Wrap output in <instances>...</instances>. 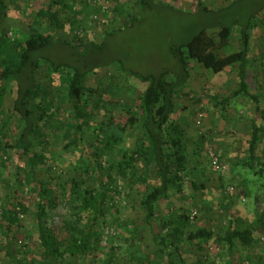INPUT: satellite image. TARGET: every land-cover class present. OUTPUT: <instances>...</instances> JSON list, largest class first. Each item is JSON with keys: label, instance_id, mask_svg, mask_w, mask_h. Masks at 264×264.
<instances>
[{"label": "rangeland", "instance_id": "rangeland-1", "mask_svg": "<svg viewBox=\"0 0 264 264\" xmlns=\"http://www.w3.org/2000/svg\"><path fill=\"white\" fill-rule=\"evenodd\" d=\"M63 1L71 5V9L59 6L56 11L57 23H52L49 16L39 14L40 11L47 10L53 0L0 1V49L4 47L2 36L12 41L16 36L15 30H18L19 38L27 34L29 26L22 22L21 17H37L40 25L50 28L57 39L77 43L95 41L102 45L99 50L82 48L84 55L88 50L91 51L86 56H78L83 66H99L88 74L86 80L88 92L85 98L92 118L79 144L63 148L70 142L72 131L69 132L66 127L54 128L53 124L57 122L55 119L44 122L43 135L34 138V149L45 150L48 154V166L51 168H39L36 171L37 179L31 184L25 179L16 181L15 165L21 161L18 151L11 149L10 159H7L8 154H4L8 163L6 168H2V173L9 180V185L8 182L0 183V212L5 204L12 208L18 194L21 197L20 203L26 205L28 211L20 215V225H12L9 236H0V264L13 263L8 254L9 249L15 251L18 258L29 257V253L39 256L43 251L36 220L41 200L38 193L40 182L45 184L50 195L56 189L59 191L58 205L49 208L47 222L65 244L71 242L70 233L73 230L77 229L75 234L79 236L78 230L87 224V214H82L78 222H71L76 220L77 209L68 201L67 192L75 165L80 161L83 165L89 164L98 169V176L93 175V172L88 174V178L92 175L97 177L91 178L88 186L99 191L108 182L106 172L99 168V162L104 169L116 160L107 152L102 157L97 154L96 140L106 108L100 106L98 95L89 89H100L102 97L106 99L112 96L114 102L107 109L118 111L121 118L128 117L133 109L135 88H140V85L128 73L123 72L122 67L141 76L158 75L163 70L178 68L179 62L172 47L181 44L204 25L201 14H194L198 0H154L153 7L147 8L145 12H142L137 0ZM203 1L207 5L221 7L232 0ZM245 3L248 7L252 5L251 0ZM133 16L137 19L130 23ZM18 23L20 26H15ZM259 33L264 37V31ZM239 44L235 40L225 51L238 49ZM45 53L57 62L72 65L77 62L75 57L60 46L48 49ZM248 55L255 60L254 68L257 73H262L257 79V87L264 107V40L261 44L250 41ZM237 68L234 66L215 74L191 61V79L175 99L176 112L172 117L183 119L187 124L185 136L189 144V169L185 182L193 179L197 184L204 185L205 189H193L186 184L181 193L161 199L156 205L155 216L148 221L147 211L141 200L155 187L153 178L140 180L135 176L131 177V174L122 176L115 167L110 183L116 191L112 192L113 197L108 200L107 206L111 208V204L116 203V207L105 214H98L96 227L102 230V234L96 241V251L81 257L65 255L62 260L51 259L52 264H128L133 254L138 257L148 256L149 262L146 264H183L182 260L187 264H264V190L261 186L262 177L257 173L264 168V134L256 149L258 160L252 165L245 164L250 155L249 142L255 105L245 94L231 98L225 114L219 104L221 99L236 90L239 83ZM48 69L44 63L40 74L45 80L44 85H49L56 91L59 74H52ZM8 85L5 110L11 107L13 100L12 87ZM68 107L67 103H63L59 108L55 106L52 112L57 110L56 117L65 123H71L74 118ZM14 132L9 131L7 138L2 140L14 143ZM200 134L205 135V143L196 148L191 142ZM137 136L139 132H134L131 137L127 135L128 144L134 143ZM211 152L220 158L224 168L215 167ZM136 167L140 172L144 170L140 162ZM229 185L235 186L237 193L227 194ZM242 195L244 199L241 198ZM44 201L47 202V195ZM183 212H187L189 220L184 241L180 251H177L173 246L165 247L160 239L168 231L162 226L170 219H177ZM1 217L2 213L0 223ZM231 221L237 226H251L255 229L258 240L252 250L240 244L230 250L226 242L215 241L216 236L223 234ZM202 227L213 233L205 250L200 249L197 241L187 239L190 231ZM112 247L115 248L113 253ZM110 258L112 262H108Z\"/></svg>", "mask_w": 264, "mask_h": 264}, {"label": "trees", "instance_id": "trees-1", "mask_svg": "<svg viewBox=\"0 0 264 264\" xmlns=\"http://www.w3.org/2000/svg\"><path fill=\"white\" fill-rule=\"evenodd\" d=\"M137 1L142 12L154 5V0ZM245 1L247 0H233L227 6L216 7L207 5L203 0H198L194 14H201V21L204 25L194 35L183 40L181 44L172 47V52L179 62L178 68L163 70L158 75L141 76L122 67V71L137 80L140 85V88H135L133 109L128 117L121 118L118 111L107 109L108 105L114 102L112 96L106 99L102 97L100 89H89L98 95L100 106L106 108L104 118L100 123V134L96 140V146L99 157L107 152L116 158L108 168L104 169L99 162V168L106 172L108 182L102 185L99 191L91 185L88 186L91 178H97L93 175L98 176L100 172L89 164L83 165L77 161L74 174L68 183L67 192L68 201L77 209L76 220L71 222H78L82 214H87L88 219L83 229L78 230L79 236L75 234L77 229L70 233L71 242L69 244H65V241L54 233L53 228L47 222L49 208L58 205L59 191L56 189L54 194L50 195L45 184L40 182L38 193L41 200L36 212V220L43 251L39 256L29 253V257L18 258L15 251L9 249L8 254L13 261L12 264H52L51 259L62 260L65 255L81 257L95 252L98 246L96 241L102 234V230L96 227L98 214H105L106 211L116 207V203H112L111 208L107 206L108 200L113 197L112 192L116 191L110 183L113 179L112 170L115 167L122 176L131 174V177L135 176L140 180L153 178L155 187L141 200V204L147 211L148 221L155 216L156 205L161 199L181 193L186 184L193 189H205L204 185L197 184L193 179L185 182L189 169V144L185 136L187 124L183 122V119L172 117L176 112L175 99L179 97L183 92V87L191 79V61L201 64L215 74L234 66L238 67V88L230 96L221 99L219 104L222 105L223 114H225L231 98L245 94L253 101L255 107L249 142L250 155L245 164L252 165L258 160L256 149L264 134V107L262 95L254 83L257 76L255 63L249 58L248 51L254 27L264 25V0H251L252 5L249 7ZM59 6L71 9V5L66 1L53 0L50 7L44 12L40 11L39 14L49 16L52 23H57L56 11ZM21 19L29 26L27 34L19 38L18 30H15L16 36L12 41L2 36L1 41L4 42V47L0 49V183L8 182V185L9 180L3 175L2 168H6L7 159L11 158L9 155L11 149L18 151L21 161L26 158L23 164L20 161L15 165L17 182L25 179L31 184L37 179L36 171L39 168H51L48 166V154L45 150L36 151L34 149L36 145L34 138L43 135L45 123L49 120L57 121L53 124L54 128L66 127L69 132L72 131L70 142L63 148L68 149L70 146L79 144L92 118L85 98L88 92L86 80L88 74L98 69L99 66H83L78 56H86L92 49L102 48V45L95 41L77 43L67 39H57L50 28H43L40 25L37 17L34 19L21 17ZM136 19L135 16L131 17L130 23ZM128 22L129 20L127 24ZM210 28L212 29L209 30ZM234 33L238 36L240 48L227 52L225 48L237 40ZM56 46H60L66 53L75 57L76 64L57 62L46 55L45 52L48 49ZM82 48L91 50L84 55L81 52ZM44 63L52 74H59V85L56 91L52 90L49 85H44L45 80L40 74ZM8 84L12 87L13 100L11 107L5 110L4 106L9 93ZM63 103L68 104L69 111L74 118L71 123H65L56 117L57 110L52 112L55 106L59 108ZM13 130L15 131V142L3 141L2 138L6 139L8 132ZM134 132H139V136L135 138L134 143L129 145L128 137H131ZM191 143L196 148L201 147L205 143V135L200 134ZM5 153L9 155L7 159L4 158ZM138 162L142 163L144 168L141 172L136 167ZM90 172H93V175L88 178ZM257 173L262 177L261 186L264 190V168L258 170ZM45 195H47V202L44 201ZM20 198L18 194L12 208L7 207L6 204L3 206V211L0 212L2 213L0 236H9L12 225H20V215L28 211V207L20 203ZM188 220L187 212H183L178 215L177 219H170L166 222L162 228H167L168 231L165 236L161 237V244L165 247L173 246L180 251ZM212 238V231L206 227L190 231L187 235L189 241L198 242L201 250L207 248ZM257 240L253 227L237 226L234 221L230 222L223 234L215 238L217 242H226L230 250L237 244L252 250ZM114 250L115 248L112 247L111 253ZM108 262H112V258ZM147 262H149L148 256L138 257L133 254L128 264H146ZM182 262L187 264L184 260Z\"/></svg>", "mask_w": 264, "mask_h": 264}, {"label": "crops", "instance_id": "crops-1", "mask_svg": "<svg viewBox=\"0 0 264 264\" xmlns=\"http://www.w3.org/2000/svg\"><path fill=\"white\" fill-rule=\"evenodd\" d=\"M233 1V0H232ZM231 1V2H232ZM230 3V2H229ZM228 3V4H229ZM228 4H226V5H223V6H227ZM264 25L263 26H259V25H257V27H254V29H253V31L251 32V42H257V44H261V41L262 40H264V37H262V34L261 33H259V31L260 32H263L264 30ZM263 30V31H262ZM257 33H259V34H257ZM235 39H237L238 41H239V39H238V36L237 35H235ZM240 45V44H239ZM249 58H250V56H249ZM251 59V58H250ZM253 61H255L254 59H252ZM255 67V66H254ZM257 72V71H256ZM261 74L262 73H257V76H256V78H255V81H254V83H255V86H256V88L259 90V88L257 87V79H258V77H260L261 76ZM237 88H238V86H237ZM260 92V91H259Z\"/></svg>", "mask_w": 264, "mask_h": 264}, {"label": "built area", "instance_id": "built-area-1", "mask_svg": "<svg viewBox=\"0 0 264 264\" xmlns=\"http://www.w3.org/2000/svg\"><path fill=\"white\" fill-rule=\"evenodd\" d=\"M211 157H212V162L216 168H218V169L224 168V164L222 163V161L220 160V158L216 154L211 152ZM235 193H237L236 187L233 185H229L227 187V194L234 195ZM241 198L244 199L243 195L241 196ZM262 240L264 241V236L262 237Z\"/></svg>", "mask_w": 264, "mask_h": 264}]
</instances>
